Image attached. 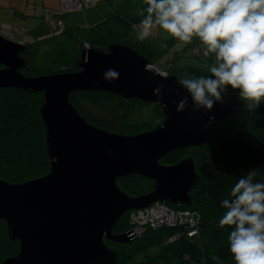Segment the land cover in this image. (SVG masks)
<instances>
[{"label": "water", "instance_id": "95a60500", "mask_svg": "<svg viewBox=\"0 0 264 264\" xmlns=\"http://www.w3.org/2000/svg\"><path fill=\"white\" fill-rule=\"evenodd\" d=\"M26 44L0 34V88L43 92L40 115L46 129L48 173L24 182L0 178V219L17 254L1 264H87L109 252L105 239L129 242L128 232L113 233L114 224L129 210L155 201L189 203V191L198 179L188 157L165 165L159 159L175 149L207 140V123L225 119L235 107L226 100L211 111L193 112L189 103L177 112L187 93L179 89L177 74L148 70L149 60L132 47L113 42L104 49L81 51L79 70L24 75L27 63L20 55ZM111 70L115 73L106 77ZM165 86L163 98L154 94ZM179 89L180 96L175 93ZM73 91H106L161 106L163 121L146 131L123 134L93 125L69 101ZM139 174L154 181L144 194L130 196L117 178Z\"/></svg>", "mask_w": 264, "mask_h": 264}, {"label": "trees", "instance_id": "16d2710c", "mask_svg": "<svg viewBox=\"0 0 264 264\" xmlns=\"http://www.w3.org/2000/svg\"><path fill=\"white\" fill-rule=\"evenodd\" d=\"M113 42L124 43L143 54L146 53L142 50L148 51L141 42L115 39L102 40L101 44L104 46L99 48H105ZM190 43L185 47L193 44L196 47L204 46L196 37ZM83 49L79 48L62 69L43 70L35 66L32 47L27 45L22 52L27 63L20 71L27 76H36L79 70L77 63ZM192 54L202 59V62L212 63L207 60L208 57H204L203 52L197 53L193 48ZM147 59L151 65L168 74L207 76L197 68L175 67L170 60L166 65L160 66L155 65L151 57ZM230 93L231 90L222 96L223 100L235 104L234 110L225 119L207 123V140L204 143L175 149L159 159L165 165L188 157L194 162L198 179L189 191L190 202L176 204L165 201L167 206L175 210L188 212L184 215V222L175 226L147 228L142 235L125 243L106 239L109 252L87 264H236L229 252L228 241L233 226H219L224 212L221 201L230 198L232 187L249 169H258L254 182L264 183V99L257 105L254 101H246L238 95H229ZM69 101L89 123L127 135L153 129L165 117L161 106L155 103L160 123L131 122L130 113L135 110V104L151 102L126 99L106 91H73L69 94ZM106 101L118 104L121 111L114 115L120 118H117L118 124L94 118L83 109L84 104L101 107ZM42 103L43 92L0 88V178L20 183L49 172L46 129L40 115ZM124 114L125 118H122ZM129 176L119 177L116 182L121 190L133 196V192H127L119 184L122 178ZM153 184L154 181L151 180L148 189L135 193L134 196L149 192ZM128 213L126 211L114 224L113 233L121 234L129 229ZM191 229H196L197 232L189 235ZM171 236L175 237L173 241L168 240ZM18 250V241L10 238L6 222L0 219V264L7 257L17 254Z\"/></svg>", "mask_w": 264, "mask_h": 264}, {"label": "clouds", "instance_id": "9594fccd", "mask_svg": "<svg viewBox=\"0 0 264 264\" xmlns=\"http://www.w3.org/2000/svg\"><path fill=\"white\" fill-rule=\"evenodd\" d=\"M145 3L147 15L139 25V41L146 40L158 27L184 43L196 37L204 45V57L214 54V62L209 66L211 75L177 77L179 89L187 93L178 101L177 112L186 110L189 97L193 112L202 108L211 111L215 103L222 102V93L229 86L239 90L243 100L261 103L264 0H145ZM147 67L153 70L152 65ZM105 75L110 78L115 73L109 70ZM179 89L176 96H180ZM164 92L163 84L154 89V94L161 98ZM257 174L258 169H249L232 187L230 198L221 201L224 212L219 226H233L228 241L236 264H264V183L254 182Z\"/></svg>", "mask_w": 264, "mask_h": 264}, {"label": "crops", "instance_id": "0c3cea01", "mask_svg": "<svg viewBox=\"0 0 264 264\" xmlns=\"http://www.w3.org/2000/svg\"><path fill=\"white\" fill-rule=\"evenodd\" d=\"M35 2L40 3L42 7L44 6V15L47 10L54 28L44 19V15L43 19L38 18V6H31ZM4 3V6L8 5L9 7L0 8V10L5 9L0 13V26L2 27L5 19H7V26L12 25L16 29H20L24 33V37L19 42H23L26 46L30 45L33 51L34 47L40 43L45 44V46L54 43L59 44L58 47L54 45L52 48L46 49L50 52L45 51L46 54L51 52L56 54L50 61L53 68L65 67L72 60L75 52L83 47L84 43H89L90 47L99 48L104 46L101 41L108 39L141 42L142 46L148 48L147 52L152 58L150 50L153 45L150 40L161 31L157 27L153 29L152 35L146 40L139 41L137 39L140 22L147 15L145 0H96L92 5L85 7L80 14L65 15L63 13L64 20H62L59 12V0H9ZM58 21L63 24V30L59 33L55 32L60 27ZM193 46L192 48L197 53L203 52L204 46ZM37 50L38 48L35 49L36 52ZM64 52H67V57L59 63L57 61L59 53ZM147 52L145 53L148 54ZM34 58L36 59V56ZM154 64L160 65L155 62Z\"/></svg>", "mask_w": 264, "mask_h": 264}, {"label": "rangeland", "instance_id": "374dc122", "mask_svg": "<svg viewBox=\"0 0 264 264\" xmlns=\"http://www.w3.org/2000/svg\"><path fill=\"white\" fill-rule=\"evenodd\" d=\"M9 1V0H0V8H8V5L4 6V2ZM96 0L93 1V3H95ZM38 6V18H42L43 19V15H44V6L42 7V5H40V3L35 2V4L33 3L31 6L35 7ZM90 6V5H89ZM26 7V6H25ZM87 7V6H86ZM13 9V7H11ZM41 8V10H39ZM85 8L81 9V10H73V11H62L61 12V16H62V20H64V15L63 13H65V15H77L82 13V11ZM2 10L5 9H1L0 13ZM3 18L4 15H3ZM2 18V19H3ZM44 19H45V15H44ZM6 21L4 22L3 26L4 28H1V30H5L6 28L12 30L13 29V36L10 37L9 39L14 40V41H20L23 37H24V33L22 31H18L15 27L11 26H7V19H5ZM178 39L172 37L171 35H169L167 32H165L164 30L161 29V31L158 33V35H156L152 40H150L151 44L153 45V48L150 50L151 55H152V60L157 63V64H167L168 60H170L171 64L175 67L178 68H197L198 70H201L202 72H205L207 74V76L211 75L210 70H209V66L214 62V54H210V56L207 58V60H209L212 63H206L203 61L202 59H200L199 57H197L196 55H191V52L193 51L192 46H187V43H184L182 41H179L177 43ZM191 44V43H190ZM57 45L56 47H58L59 44L54 43V44H49V46H45V44H38L34 47V53H33V59H34V64L35 66H37L40 69L43 70H59L62 69L63 67H55L53 68L51 65L52 62L51 59L53 58V56H55L56 54H52L53 52L46 54V52H50L46 49L48 48H52V46ZM192 45V44H191ZM195 45V44H193ZM38 48L37 52L35 51V49ZM46 51V52H45ZM144 52H147V50H142ZM139 53L141 55H143L146 58H150V54H143L141 51H139ZM36 56V59L34 58ZM67 57V52L64 53H59V57L57 58V61L62 62L66 59ZM231 90V93L229 95L232 96H239V90H232L230 88V86L227 88V90L225 92H228ZM224 92V93H225ZM222 93V94H224ZM225 95V94H224ZM136 108L135 110H133V112H131V116H130V120L131 122H148L151 124H156L157 122L160 123V118L158 117V113L157 110L155 109V103L151 102L150 104L148 103H142V104H135ZM83 109L86 111L87 114H90L92 117L94 118H101L104 121L111 123V124H118V120L117 118H119V116L116 118L114 115L115 113L120 112L121 110L119 109L118 104H116L115 102H110V101H106L105 103H103V105L101 107L98 106H93L91 104H84ZM125 113V112H124ZM122 118H125V114L123 115ZM120 119V118H119ZM151 180L148 177L145 176H138V175H130L129 177H125L122 178V180L119 181V184L122 188H124L127 192L132 193L133 192V196L135 193H139L143 190L148 189V187L151 185ZM138 209V208H137ZM131 210H129L128 212H130ZM129 214V213H128ZM148 228L144 227L143 228V232L140 234L142 235L145 230ZM137 235L136 237L140 236ZM130 236V235H129ZM132 236V235H131ZM133 237V236H132ZM193 264H202V263H198V262H194Z\"/></svg>", "mask_w": 264, "mask_h": 264}, {"label": "built area", "instance_id": "2783aa9c", "mask_svg": "<svg viewBox=\"0 0 264 264\" xmlns=\"http://www.w3.org/2000/svg\"><path fill=\"white\" fill-rule=\"evenodd\" d=\"M94 0H59L60 5V13L62 11H73V10H81L86 6H89L93 3ZM45 19L48 21L52 27L54 28L52 19L49 18L47 14V10L45 11ZM59 29L55 32L59 33L63 30V24L58 21ZM0 27V34L5 37H12L13 33L12 30H1ZM20 31V29H17ZM84 48H89L88 43H84ZM153 66V65H152ZM155 70L159 71L160 73H167L156 66H153ZM188 212L175 210L166 205L165 202L155 201L145 207L132 209L128 214V222H129V229L128 235H132L136 237L143 232V228H159L162 226H175L177 224H181L184 222V215H187ZM197 232L196 229H191L188 233L189 235H193ZM175 237L171 236L168 238L169 241H173Z\"/></svg>", "mask_w": 264, "mask_h": 264}, {"label": "flooded vegetation", "instance_id": "af4514ba", "mask_svg": "<svg viewBox=\"0 0 264 264\" xmlns=\"http://www.w3.org/2000/svg\"><path fill=\"white\" fill-rule=\"evenodd\" d=\"M22 52H24V51H22ZM22 52L20 53L21 56H23V55H22ZM23 57H24V56H23ZM2 67H3V66L0 65V68H2ZM20 69H21V68H20ZM20 69H19V70H20ZM14 240H15V239H14ZM105 240H106V239H105Z\"/></svg>", "mask_w": 264, "mask_h": 264}]
</instances>
